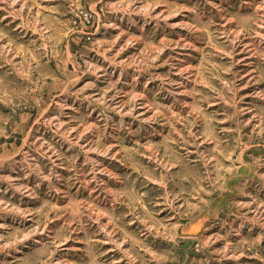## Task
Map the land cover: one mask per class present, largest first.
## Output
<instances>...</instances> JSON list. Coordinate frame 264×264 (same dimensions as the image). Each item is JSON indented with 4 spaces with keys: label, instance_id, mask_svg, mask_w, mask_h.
I'll return each instance as SVG.
<instances>
[{
    "label": "rangeland",
    "instance_id": "obj_1",
    "mask_svg": "<svg viewBox=\"0 0 264 264\" xmlns=\"http://www.w3.org/2000/svg\"><path fill=\"white\" fill-rule=\"evenodd\" d=\"M0 264H264V0H0Z\"/></svg>",
    "mask_w": 264,
    "mask_h": 264
}]
</instances>
